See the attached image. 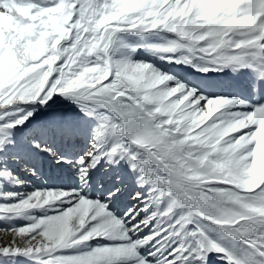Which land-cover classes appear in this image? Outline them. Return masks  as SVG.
Returning <instances> with one entry per match:
<instances>
[{
    "label": "snow or ice",
    "instance_id": "6c2138e0",
    "mask_svg": "<svg viewBox=\"0 0 264 264\" xmlns=\"http://www.w3.org/2000/svg\"><path fill=\"white\" fill-rule=\"evenodd\" d=\"M0 264H264V0H0Z\"/></svg>",
    "mask_w": 264,
    "mask_h": 264
}]
</instances>
